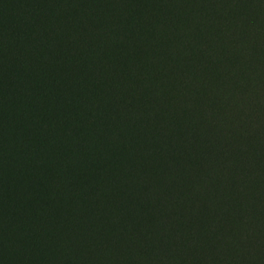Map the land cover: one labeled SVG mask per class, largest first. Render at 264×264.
Returning a JSON list of instances; mask_svg holds the SVG:
<instances>
[{
    "label": "trees",
    "instance_id": "obj_1",
    "mask_svg": "<svg viewBox=\"0 0 264 264\" xmlns=\"http://www.w3.org/2000/svg\"><path fill=\"white\" fill-rule=\"evenodd\" d=\"M262 96L264 0H0V264H264Z\"/></svg>",
    "mask_w": 264,
    "mask_h": 264
},
{
    "label": "rangeland",
    "instance_id": "obj_2",
    "mask_svg": "<svg viewBox=\"0 0 264 264\" xmlns=\"http://www.w3.org/2000/svg\"><path fill=\"white\" fill-rule=\"evenodd\" d=\"M262 89V88H261ZM260 100H261V103L262 104H264V97L262 96V97H260ZM259 113L261 114L260 116L263 118L264 117V110H262V109H259ZM111 254H114V253H111ZM110 254V255H111ZM87 255H88V257H89V259L91 258V255H90V253H89V250L87 251ZM86 255V256H87ZM110 255H105L104 256V258H108ZM94 256V255H93ZM100 260V259H99ZM99 260H95V259H90V262L92 263V264H97L98 262H99ZM102 260V259H101ZM71 261H73V258L70 256L69 258H68V262H70V264H71Z\"/></svg>",
    "mask_w": 264,
    "mask_h": 264
}]
</instances>
